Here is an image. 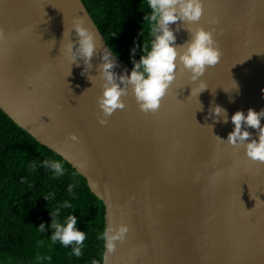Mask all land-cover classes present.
Wrapping results in <instances>:
<instances>
[{"label": "water", "instance_id": "95a60500", "mask_svg": "<svg viewBox=\"0 0 264 264\" xmlns=\"http://www.w3.org/2000/svg\"><path fill=\"white\" fill-rule=\"evenodd\" d=\"M205 9L192 27L213 30L223 52L202 78L208 90L191 96L199 82L181 65L157 113L142 112L130 92L104 126V50L118 59L117 73L133 70L83 0H0V108L87 179L105 204L106 229L130 227L106 264H264V163L219 140L238 111H264V0H205ZM80 18L98 47L87 74L67 52ZM177 27L184 45L188 25ZM216 105L227 124L210 118Z\"/></svg>", "mask_w": 264, "mask_h": 264}, {"label": "trees", "instance_id": "16d2710c", "mask_svg": "<svg viewBox=\"0 0 264 264\" xmlns=\"http://www.w3.org/2000/svg\"><path fill=\"white\" fill-rule=\"evenodd\" d=\"M96 25L114 53L133 70L143 47L152 41L147 0H83ZM139 50L133 57V50ZM45 161L65 164L66 174L42 167ZM35 165V167H34ZM75 185V192L68 188ZM46 197H49V201ZM71 203L72 208L63 205ZM63 223L69 216L79 218L78 228L87 239L83 255L73 247L53 243L52 212ZM52 211V212H51ZM48 224V230L39 227ZM106 207L91 190L87 179L63 157L38 142L0 108V264H104Z\"/></svg>", "mask_w": 264, "mask_h": 264}, {"label": "clouds", "instance_id": "9594fccd", "mask_svg": "<svg viewBox=\"0 0 264 264\" xmlns=\"http://www.w3.org/2000/svg\"><path fill=\"white\" fill-rule=\"evenodd\" d=\"M150 14H146L145 21L151 26L152 41L150 46L143 47L142 58L137 61L133 59L134 69L129 76L127 70L123 75L115 71L118 67V59H115L113 52L104 50L103 63L100 67V75L105 81L103 95L99 99L102 118L100 123L107 126L109 118L118 110L127 107L125 97L130 92L135 95L140 110L145 114L157 113L163 104L164 98L168 95L174 82L177 80L178 68L182 65L191 73V80L199 86L192 89L191 96H198L208 90L209 86L202 78L209 68L219 65L223 58L222 49L218 46L215 32L203 26L192 27L198 24L205 15V0H147ZM185 22L186 30L190 34V40L184 45L177 44V33L179 27L172 28L173 24ZM214 23H219V19ZM74 30L79 37L77 42H70L67 52L73 55V64L81 59L85 61L87 74L89 67L92 68V60L97 54V43L95 33L87 26L83 18L75 22ZM6 39V33L0 29V43ZM139 50V44L133 50V57ZM118 56V55H117ZM203 108V107H202ZM216 117V123L227 124L228 112L222 106L216 105L210 110V118ZM235 129L229 134L227 140L220 139L233 147L246 146L247 157L253 162L264 163V111L257 112L250 109L247 113L238 111L231 117ZM249 129H256L259 132V139H255ZM73 141H78V136L73 134ZM250 141V142H249ZM35 167V165H34ZM42 167L55 173L57 178L66 174L65 164L59 161H45ZM69 193L75 192V185L68 188ZM49 201V197H46ZM246 207V206H245ZM63 208H72L71 203H65ZM52 212V211H51ZM54 217L51 230L52 242L60 243L65 248L73 247V255L82 257L83 247L87 239L85 231L78 228L79 218L76 215L69 216L63 223L57 218L61 215L59 210L52 212ZM41 232L48 230V224L44 223L39 227ZM130 232L128 225H109L104 234L100 237L105 242L108 253H115L119 242H124ZM103 260L106 264L108 256Z\"/></svg>", "mask_w": 264, "mask_h": 264}]
</instances>
